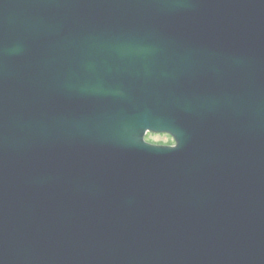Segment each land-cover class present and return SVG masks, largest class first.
Here are the masks:
<instances>
[{
	"label": "water",
	"instance_id": "1",
	"mask_svg": "<svg viewBox=\"0 0 264 264\" xmlns=\"http://www.w3.org/2000/svg\"><path fill=\"white\" fill-rule=\"evenodd\" d=\"M0 264H264V0H0Z\"/></svg>",
	"mask_w": 264,
	"mask_h": 264
},
{
	"label": "rangeland",
	"instance_id": "2",
	"mask_svg": "<svg viewBox=\"0 0 264 264\" xmlns=\"http://www.w3.org/2000/svg\"><path fill=\"white\" fill-rule=\"evenodd\" d=\"M146 138L147 140L156 142V143H169L172 140V138L169 137L167 134L148 133Z\"/></svg>",
	"mask_w": 264,
	"mask_h": 264
}]
</instances>
